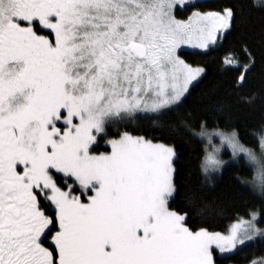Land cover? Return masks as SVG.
Returning <instances> with one entry per match:
<instances>
[{"label":"snow or ice","instance_id":"obj_1","mask_svg":"<svg viewBox=\"0 0 264 264\" xmlns=\"http://www.w3.org/2000/svg\"><path fill=\"white\" fill-rule=\"evenodd\" d=\"M228 41L233 91L261 81L238 103L264 106V0H0V264H220L264 241V206L209 226L228 195L208 196L221 146L264 175V123L259 154L240 125L212 128L233 104L186 58ZM213 137L192 187L181 146ZM252 189L264 200V179Z\"/></svg>","mask_w":264,"mask_h":264},{"label":"trees","instance_id":"obj_2","mask_svg":"<svg viewBox=\"0 0 264 264\" xmlns=\"http://www.w3.org/2000/svg\"><path fill=\"white\" fill-rule=\"evenodd\" d=\"M230 0H197L200 8L205 11L216 10L221 5L229 3ZM193 9L178 11V18L185 19L191 14ZM233 42L228 41L220 50L213 52L210 56L192 55L196 50H185L186 58L190 61H198L206 63L209 66V74L212 77L211 82L207 83L208 87L215 86L218 89V95L221 100H231L233 107L228 113H219L214 119L210 120L212 128L219 127L221 130L229 131L228 125H240L237 130L240 132L241 142L247 146L256 147L257 142L253 137V133L260 132V125L264 123V106L261 105L259 99L253 105H241L238 103L241 95H251L258 93L261 81L259 77L250 81L239 93L233 91L231 80L233 73L225 72L221 68L219 61L227 54V49L233 47ZM199 91L194 93L199 95ZM185 107H188L186 105ZM178 126H182V119L178 116L175 119ZM135 127V126H133ZM143 127H147L144 124ZM198 128L195 129L197 131ZM194 143L183 144L182 151L188 160L185 171L191 172L192 187L195 186L196 177L199 174V164L203 158L204 147L203 142L199 138H195ZM101 149L105 150L102 146ZM253 176V169L240 159L239 163L231 162L223 174L218 176L215 189L208 193V196L219 195L223 191H227V198L223 200V211L218 214L210 223V229L218 232H225L230 224L239 217L247 216L251 211H260L264 206V200L259 194L254 192L246 183L240 184L237 178L248 181ZM260 227H264V223L259 222ZM264 257V241L257 240L248 242L246 246H242V250L237 252L231 259L221 261L220 264H247L256 258Z\"/></svg>","mask_w":264,"mask_h":264},{"label":"rangeland","instance_id":"obj_3","mask_svg":"<svg viewBox=\"0 0 264 264\" xmlns=\"http://www.w3.org/2000/svg\"><path fill=\"white\" fill-rule=\"evenodd\" d=\"M194 1H197V0H192V2H194ZM185 19H186V18H185ZM185 50H193V49H191V48H186ZM197 131H199V129H198ZM224 131H226V130H224ZM202 142H203V147H204V154H205V148H207V151L210 152V151H212V147H213V145H217V146L220 145V139H219V137H213L212 144H208L206 140H203ZM245 146H247V145H245ZM247 147L253 148L254 150L257 151V154H259L258 144L256 145L255 148L252 147V146H247ZM100 150L103 151V149H100ZM204 154H203V156H204ZM219 157H220L221 159L225 160V161H229V163L234 162V161L232 160L231 150L227 147V145H223V146H221V151H220V153H219ZM202 159H203V158H202ZM241 159H243V158H241ZM243 160H244V159H243ZM248 165H249V164H248ZM249 166L253 169V176H252V178H251L250 180L247 181L248 183H246V184L252 189V184H253V183H259V181H260L261 179H264V175H262V174L259 172V170L256 169L254 166H251V165H249ZM252 190H253V189H252ZM256 193H258V192H256ZM254 211H256V210H254ZM251 212H252V211H251ZM251 212H249V214H250ZM257 212H258V211H257ZM249 214H248L247 216H242V217H239V218H237L236 220H234V221L230 224V226L228 227V229L231 227V225H233L234 223H236L238 219H241V218H243V219H249V218H250V215H249ZM258 226L260 227L259 223H258ZM228 229H227V230H228ZM227 230H226L225 232H221V233L226 234V233H227ZM259 259H260V258H256V259H254V260H259ZM247 264H250V262L247 263Z\"/></svg>","mask_w":264,"mask_h":264}]
</instances>
